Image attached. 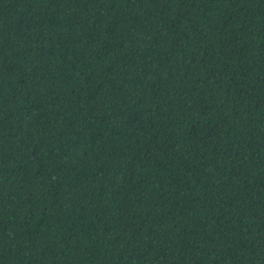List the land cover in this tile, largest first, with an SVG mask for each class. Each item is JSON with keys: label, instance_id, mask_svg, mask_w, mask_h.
<instances>
[{"label": "trees", "instance_id": "obj_1", "mask_svg": "<svg viewBox=\"0 0 264 264\" xmlns=\"http://www.w3.org/2000/svg\"><path fill=\"white\" fill-rule=\"evenodd\" d=\"M0 264H264V0H0Z\"/></svg>", "mask_w": 264, "mask_h": 264}]
</instances>
